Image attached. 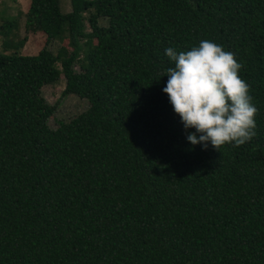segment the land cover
Segmentation results:
<instances>
[{
    "label": "trees",
    "instance_id": "obj_1",
    "mask_svg": "<svg viewBox=\"0 0 264 264\" xmlns=\"http://www.w3.org/2000/svg\"><path fill=\"white\" fill-rule=\"evenodd\" d=\"M68 2L29 0L44 46L0 52V264H264V0ZM201 40L243 65L239 147L191 145L162 91L165 49ZM60 74L87 107L51 128L38 91Z\"/></svg>",
    "mask_w": 264,
    "mask_h": 264
},
{
    "label": "clouds",
    "instance_id": "obj_2",
    "mask_svg": "<svg viewBox=\"0 0 264 264\" xmlns=\"http://www.w3.org/2000/svg\"><path fill=\"white\" fill-rule=\"evenodd\" d=\"M165 55L174 67L166 69L168 79L162 91L183 128L195 129L186 136L191 145L206 149L210 142L220 151L225 145L239 147L253 139L258 109L252 103L250 85L239 75L243 65L232 52L201 40L189 51L178 53L168 47Z\"/></svg>",
    "mask_w": 264,
    "mask_h": 264
},
{
    "label": "rangeland",
    "instance_id": "obj_3",
    "mask_svg": "<svg viewBox=\"0 0 264 264\" xmlns=\"http://www.w3.org/2000/svg\"><path fill=\"white\" fill-rule=\"evenodd\" d=\"M28 3L29 0H0V52L15 51L20 54H35L44 46L45 34L43 32H27L24 29V13ZM59 7L62 12L68 11V0H59ZM6 22L12 24L9 27H4ZM99 22L103 23L100 19ZM4 30L5 32H2ZM23 36H26V40L16 49L5 43L17 42ZM46 48L57 54L61 48L68 50L69 46L66 39L55 38L46 44ZM75 69H77L76 66ZM63 87L64 79L60 74L55 82L42 85L38 91V96L42 99V102L54 105L53 113L47 118L48 125L51 128L55 127L57 120H67L87 107V101L83 98H79L74 94L61 95Z\"/></svg>",
    "mask_w": 264,
    "mask_h": 264
}]
</instances>
